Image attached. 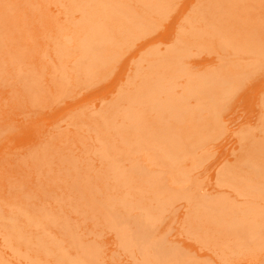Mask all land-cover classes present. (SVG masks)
Segmentation results:
<instances>
[{
	"label": "bare ground",
	"instance_id": "1",
	"mask_svg": "<svg viewBox=\"0 0 264 264\" xmlns=\"http://www.w3.org/2000/svg\"><path fill=\"white\" fill-rule=\"evenodd\" d=\"M0 264H264V0H0Z\"/></svg>",
	"mask_w": 264,
	"mask_h": 264
},
{
	"label": "rangeland",
	"instance_id": "2",
	"mask_svg": "<svg viewBox=\"0 0 264 264\" xmlns=\"http://www.w3.org/2000/svg\"><path fill=\"white\" fill-rule=\"evenodd\" d=\"M53 12L57 14L58 7H52ZM25 108V106L23 107ZM56 109V117H53V119H50L49 122H47V131L51 130L57 131L58 129L71 131L73 130L71 124V121L69 119V113L73 110V99H67L66 102L60 103L56 105L54 108ZM17 111H24V110H17ZM24 116H21V118Z\"/></svg>",
	"mask_w": 264,
	"mask_h": 264
}]
</instances>
